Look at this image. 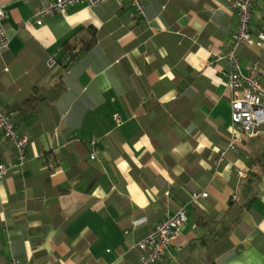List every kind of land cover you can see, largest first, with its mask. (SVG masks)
Wrapping results in <instances>:
<instances>
[{
  "label": "crops",
  "instance_id": "1",
  "mask_svg": "<svg viewBox=\"0 0 264 264\" xmlns=\"http://www.w3.org/2000/svg\"><path fill=\"white\" fill-rule=\"evenodd\" d=\"M49 1L0 0V106L27 137L14 166L0 127V264H139L137 242L183 206L187 220L156 264H203L188 246L231 200L240 217L216 264H264V132L227 149L234 92L228 61L216 60L237 32L233 2L144 0L143 17L128 0L80 3L37 25ZM263 23L256 0L237 49L243 74L264 65ZM92 34L76 56L66 48ZM54 84V99L32 98ZM195 191L207 196L191 199Z\"/></svg>",
  "mask_w": 264,
  "mask_h": 264
},
{
  "label": "built area",
  "instance_id": "2",
  "mask_svg": "<svg viewBox=\"0 0 264 264\" xmlns=\"http://www.w3.org/2000/svg\"><path fill=\"white\" fill-rule=\"evenodd\" d=\"M106 0H50L43 4L33 15V21L41 25L45 17L56 12H62L70 6L86 3L95 7ZM233 2V8L238 16V27L234 40L228 45L226 51L218 56L216 60L226 59L228 70L225 80L228 87L234 92L230 100L231 105V133L227 149L236 151L242 142L243 135H257L264 132V84L261 78V68L256 63L249 67L246 74L241 72L237 49L241 44L249 42L248 22L252 13L253 3L256 0H229ZM134 17H143L145 12L144 0H128ZM6 14L0 6V49L8 44V37L3 25ZM257 40L260 47L264 49V23L257 32ZM0 127L5 140L11 141L17 152V161L14 166H21L25 161L26 136H19L13 119L0 106ZM225 150L217 155L218 164L224 157ZM92 152L90 158H94ZM8 167L0 162V181L6 176ZM240 176H244L242 170H238ZM207 196L206 191H195L191 199ZM187 220L185 207H180L172 215L160 220L151 231L136 246L141 250L139 264H156L168 251L175 235ZM15 264H19L14 259Z\"/></svg>",
  "mask_w": 264,
  "mask_h": 264
},
{
  "label": "trees",
  "instance_id": "3",
  "mask_svg": "<svg viewBox=\"0 0 264 264\" xmlns=\"http://www.w3.org/2000/svg\"><path fill=\"white\" fill-rule=\"evenodd\" d=\"M94 42H95V36L92 34L88 42L81 43L79 46H77V48L76 46H66V48L73 51L72 55L76 56V54L81 49L89 48L90 46H92ZM71 58L72 56L70 57V60ZM260 74L262 78V83L264 84V65L262 66ZM55 84L50 88L48 94L40 95V96L32 95V98L38 101L54 99L55 96H57L60 92V87ZM4 111L7 114L11 115V113L7 112L5 109ZM16 161H17V154H16ZM228 207L229 208L226 214L224 215L226 216L224 217L225 219L223 218V220H221L220 218L219 220V217L221 215H218L219 216L218 221L212 224V221L215 220L217 216L207 218V220H205L203 224H205V222L208 221V224H206V226L208 227L196 239L190 242L188 246V251L190 252V254L196 255L198 257V260L202 261L203 264H216V259H214L216 248L219 247V245L226 239L229 231L232 229L234 225V222H236L237 219L240 217V209L242 207L240 203H238L236 200H231Z\"/></svg>",
  "mask_w": 264,
  "mask_h": 264
}]
</instances>
